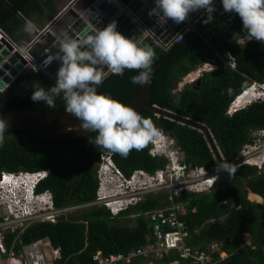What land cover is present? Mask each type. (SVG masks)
I'll use <instances>...</instances> for the list:
<instances>
[{"label":"trees","instance_id":"1","mask_svg":"<svg viewBox=\"0 0 264 264\" xmlns=\"http://www.w3.org/2000/svg\"><path fill=\"white\" fill-rule=\"evenodd\" d=\"M214 5L216 11L211 23L203 22L205 14L198 24V33H186L167 48L153 43L148 36L139 41L141 45L151 46L157 54L153 66L158 67L153 72L149 104L188 118L196 126L146 108H141L140 114L151 118L171 140L181 155V163L192 168L203 167L209 172L223 162L232 163L238 151L253 143L252 132L264 130V102H256L246 110L237 107L229 116L233 98L227 94L230 87L238 93L244 81L264 83V50L254 39L240 42L247 33L239 16L224 12L221 0H215ZM46 8L50 12L47 15ZM55 13L51 0H0V27L16 42L30 39L36 31L25 33V21L32 20L42 26L41 18L46 16L49 20ZM227 52L235 57L232 68L222 65L220 57ZM212 57L215 58L214 69L203 70L193 83H184L181 89L174 90L178 81ZM134 75L138 72L126 70L123 76L109 74L97 86V91L127 105L139 87L131 83ZM37 83L45 88L54 85L43 72L27 71L16 81L13 91H0V106L33 112L65 111V103L60 98L55 108H48L43 101L33 102L31 95ZM202 126L210 133L219 153L212 148ZM96 135L89 132L68 139L47 140L27 131L5 132V142L0 147V174L2 171L48 169L34 190L36 193L49 191L53 206L62 210L54 221L35 220L23 229L5 231L3 238L7 248L12 246L18 254L22 244L46 238L59 250V257L51 264H97L92 254L98 249L105 254L126 255L153 239V225L157 220L151 219L150 214L169 203L165 192L150 193L114 215L104 204L64 210L96 199L102 153L109 154L127 177L137 169L152 174L168 162L163 154L152 155V143L123 158L97 148L92 143ZM243 186L264 197V162L261 169L251 164L236 166L231 176L217 172L214 183L206 190L181 191L173 198L186 209L180 218L191 231L187 243L196 250L215 242L219 244V251L226 253L219 258L215 251L213 264H264V205L250 200ZM128 215L134 217L132 225L120 222ZM173 261L197 264L178 252H170L161 259L138 255L128 263L116 264H169Z\"/></svg>","mask_w":264,"mask_h":264},{"label":"clouds","instance_id":"2","mask_svg":"<svg viewBox=\"0 0 264 264\" xmlns=\"http://www.w3.org/2000/svg\"><path fill=\"white\" fill-rule=\"evenodd\" d=\"M154 2L155 7L151 10L150 15L162 17L167 21L171 20L176 24L185 22L189 17V13L199 10L206 12V18L203 22L205 24L211 23L214 20L213 13L216 11L213 0H154ZM221 3L224 12L236 13L239 16L243 30L247 33L246 40L254 39L258 44V41L264 43V0H221ZM36 29L37 25L32 20L25 21L23 26L25 33L32 34ZM261 48L264 50V47ZM226 55L229 57L231 67L235 57H232L230 53ZM156 59L157 54L151 46L147 44L141 45L138 41L124 36L117 31L115 21L102 29L96 30L94 33H83L78 38L62 33L58 52L54 55H49L43 62V67L45 68L54 61L59 63L55 84L45 88L37 83L34 85L31 100L33 102L43 101L48 108H55L57 98L62 99L65 103V112L73 115L81 122L80 128L90 133H97L94 140H92V143L97 148H103L127 158L133 150L141 151L152 143L151 151L155 152V154H163V152H159L157 146L161 147L163 145L167 147L172 143L151 118H146L136 109L112 98L110 95L97 91V86L104 82V69L118 76H123L126 70L136 71L138 75L130 78L131 83L141 86L148 84ZM199 75L193 80L198 78ZM184 83L189 82L184 81ZM257 84L260 85V89H257L254 84H249L247 81L242 82L238 93L231 87L227 89L228 96L233 98L230 102L229 116L232 115L231 110L237 107L240 110H246L256 102H264V83ZM7 130V121L0 118V147L4 145L5 132ZM212 148L219 153L216 145L215 148ZM102 154L105 157L102 159L103 163L101 165L104 167H102L101 172L103 171V174H115L111 157L107 153ZM263 162L264 148H262L260 161L250 162L243 157H234L232 163L223 162L216 165V171L218 173L224 172L231 176L235 174L236 166L251 164L261 169ZM47 173L48 169L33 172L2 171L0 184L4 182L15 187L21 186L23 192H27L29 189V194L34 193L36 196H44L45 200L43 199V203L39 204L35 199H31L30 205L47 207L48 211H51L55 208L51 193L46 190L36 193L34 190L35 186L31 187L30 190V185L37 183L41 179L40 176ZM23 178L30 179V183L27 185V183L22 182ZM248 189L251 190L250 188ZM111 196H115L118 202L120 200L121 205L122 202L126 203V206H122L121 209L135 204V202L128 204V200L125 199L127 197L126 194L122 195L119 192L105 195L104 198ZM12 198L15 199L14 203L22 202L18 195ZM17 229H20V227ZM6 255V252H4L3 257Z\"/></svg>","mask_w":264,"mask_h":264},{"label":"built area","instance_id":"3","mask_svg":"<svg viewBox=\"0 0 264 264\" xmlns=\"http://www.w3.org/2000/svg\"><path fill=\"white\" fill-rule=\"evenodd\" d=\"M117 7L124 10L127 14V17L130 18L135 25L141 30V36L136 39V41L142 40L144 37L148 36L152 39L153 43L160 45L163 48L169 47L172 43L179 42L183 35L189 33L191 31H195L198 33V24L200 20L205 16L206 12L204 10L195 11L188 19L185 21L184 24L180 26V28L173 33V35L168 39L166 42L163 41V38L169 33L172 29L171 20H165L160 17L161 21H157L152 25L155 26V29L159 31V34H156L154 31L151 30L146 24H144L138 17L134 15L126 7V5H122L120 0H111ZM215 3V0H213ZM96 31V30H95ZM246 37L239 39L240 42H245ZM29 44V43H28ZM26 44L23 47L17 45V42L14 41L1 27H0V52L3 48L11 47L8 51V54L3 57V60L8 59L9 56L13 55L14 51H19L22 57L25 59V63L22 65V69L18 72V75L21 72L25 71H41L43 72L49 79H51L47 72L43 70V68L36 62V60L30 56L26 51L25 48L28 46ZM228 54V52L226 53ZM225 54V56L220 57L222 61V65L225 67L232 68L234 67V61L232 62V66L230 67L229 57ZM232 56V55H231ZM233 57V56H232ZM105 77L109 74L107 70L104 71ZM14 79V78H13ZM52 80V79H51ZM193 80V79H192ZM55 84V81L52 80ZM5 91V90H0ZM152 155L155 152H151ZM164 156L168 159V162L165 164L163 168L157 169L154 173L149 174L143 170H134L130 176L125 177V175L117 168H115V174L120 178L121 185L126 184L121 190V192L127 193L126 188L134 184L131 182L132 180H137L140 184L145 185V180L151 181L153 189H162V192L167 194V199L170 200L169 203L164 206L157 208L153 212H151L150 216L151 219L156 221L153 225V239L148 241L145 245L139 246L137 249L133 251H129L126 255L122 253H109L105 254L101 250H96L92 254V259L97 264H116L119 261L123 262H130V260L138 255L147 256L150 258H162L164 255H167L170 252H178L181 257H188L192 263L197 264H213L215 258L213 253L218 251L219 258H223L226 256V253L223 251H219V244L218 243H210L205 245L201 249L194 250L191 245L187 243L188 239L191 236V231L189 230L187 224L180 218L182 215L186 213V209L184 208V204L182 202H174L173 198L176 194L180 193L181 191H192V192H200L209 188L212 183L214 182L215 175L217 171H212L209 173L206 169L204 170L203 167H194L191 168L183 163L180 162L178 155L175 150L168 151L167 154ZM104 159L105 155L101 154L100 156ZM103 167V165H101ZM102 167L98 168V180L99 184H102V179L106 180V177L102 175L103 171ZM208 173V175L205 173ZM149 187H147L148 189ZM99 191V189H97ZM164 190V191H163ZM98 193V192H97ZM98 199L104 198L103 196L97 195ZM104 205L109 209L111 214H116L119 212V209L122 208L121 205L114 206L113 202L110 200H105ZM113 205V206H112ZM20 214L15 216L17 218L22 219L26 215V212H22L21 209H18ZM61 212V210H56L54 214H45L51 216L50 218H46L49 221H54V217L56 214ZM43 215V214H42ZM34 216L37 218L40 216L39 214L35 213ZM39 220H42L41 218ZM15 221L14 219H3L0 224L6 225L5 231H15L18 227L23 229L25 226L23 225H16L13 224ZM41 239L36 240L28 245H22L18 255L21 257L13 261L15 264H49L51 261L48 260L43 256L42 252H40L37 248V244L40 242ZM22 250V251H21ZM10 252V254H14L18 256L13 247L11 246L9 249L6 248L4 241L0 240V257H3V253ZM56 252V253H55ZM55 255L59 256L58 249H54L53 252Z\"/></svg>","mask_w":264,"mask_h":264},{"label":"water","instance_id":"4","mask_svg":"<svg viewBox=\"0 0 264 264\" xmlns=\"http://www.w3.org/2000/svg\"><path fill=\"white\" fill-rule=\"evenodd\" d=\"M120 2L122 5H126V7L130 9L139 20L150 27L152 31L159 34V31H157L152 24L161 21V19L159 16L150 15L151 10L155 7L154 0H120ZM10 7L12 10L16 11L13 6ZM193 13L194 12L189 13V17ZM113 21L117 24V31L124 36L134 40L141 36V30L138 26L127 17L124 10L122 11V9L117 7L111 0H71L67 7L58 13L45 29L41 31L36 30V35L31 39L25 51L39 63L52 80L56 81V73L60 66L59 63L54 61L45 68L43 67V62L49 55H54L58 52L62 33H67L73 38H78L83 33H94L95 31L93 32V30L102 29ZM184 23L185 22L180 24L172 23V29L163 38V41L166 42L170 39L173 33ZM91 26H93L94 29H92ZM210 32L211 31L206 34V37L209 36ZM10 49L11 47L8 46L7 49L3 48L0 52V90L13 91L16 81L21 79L22 75L27 72L23 71L18 75V72L22 69L23 63H25V59L19 51H14L13 55L2 61L3 57L8 54ZM157 67L158 65L153 66L150 82L143 86L139 85L127 105L136 109L139 113L141 108H146L154 111L156 114L177 119L190 126H196V124L188 118L180 117L169 110L149 104L153 72ZM105 70L106 69H104V71ZM197 82L199 83V81ZM233 106H235V104H233ZM0 118L7 121L8 130L27 131L36 137L47 140L68 139L76 135H87L89 133L79 127L81 122L76 117L65 111L33 112L0 106ZM203 128L205 132H207L209 143L215 148L210 133L205 127ZM247 191V195L251 192L261 197L262 200H256V202L264 205L263 196L249 189Z\"/></svg>","mask_w":264,"mask_h":264},{"label":"rangeland","instance_id":"5","mask_svg":"<svg viewBox=\"0 0 264 264\" xmlns=\"http://www.w3.org/2000/svg\"><path fill=\"white\" fill-rule=\"evenodd\" d=\"M32 38L33 37H31L30 39L29 38H25L23 40H20V41H18L17 45L20 46V47H23L26 44H28L31 41ZM28 39H29V41H27ZM258 42L261 45V47H264V43H262L260 41H258ZM214 64H215V58H213V57L209 58L208 60H206L205 63L199 65L194 70L190 71L187 75H185L180 81H178V83L176 84L174 90L181 89L182 86H183L184 81L185 82H189V83H193L195 80H192V79L197 77L204 69L213 68ZM254 85L256 86L257 89H260V85H258L257 83H254ZM252 135L254 137L253 138V140H254L253 143L247 144L244 149H242V150L237 152L235 157H243L244 159H246V161H250V162L260 161V157L262 156V148H264V130L254 131V132H252ZM157 148L159 149V152H163V155L167 154L168 151H170V150H175L177 155H178V158L181 159V155L177 151V148H176L175 145L173 146L172 144H169L167 147H164L163 145H161V147L157 146ZM107 155L110 156L109 154H107ZM102 163H103L102 162V158L100 157L98 167H99V165H100V167H102L101 166ZM113 166H114V168H117L114 163H113ZM100 173H101V171H100ZM205 173H206V171H205ZM209 173H211V172H209ZM101 174L106 177V180L102 179V184H100L98 186V188H97V189H99V191L97 190L98 193L96 192V199L94 201H92L90 203H86L84 205H78V206H75V207H69V208L64 209V210L71 211V210L76 209V208H81L83 206H88L89 204H104L105 200L112 201L114 206L121 205L120 200L118 202V199H116L115 196L114 197L111 196V197L102 198L100 200V199L97 198V195H99V196H103L104 195L105 196V195H108V194L112 195V194H116L117 192H119L122 195L126 194L127 197H125V199L128 200V204H129V203H134V202L137 203L140 199L144 198L146 195H148L150 193L162 192V189H153L154 187L152 186L151 181L145 180L144 181L145 185H143V184H140L139 182H137V180H138V178H137V180L135 179V180H132L131 182H129V183L134 182V184L131 185V186H128L126 188L127 193H124V192H121L120 189H122L126 184H123V185L119 186L121 184V180L117 176V174H112V175H110L109 173H106V174L101 173ZM206 174L208 175V173H206ZM45 176L46 175H41L40 177L43 178ZM35 184L36 183L30 185V190H31V187L35 186ZM10 187L11 188L8 187V189L12 190L14 188L13 190L15 192H16V189H20L21 188V186L15 187V186H12V185ZM147 187H149V188L147 189ZM13 190H12V193H11L12 197H14V195H15V192H13ZM243 190L245 191V193L247 192V188L245 186H243ZM4 196H5L4 193L2 194V192H0V222L3 219H7L8 218V219H14L15 222L13 224L26 226L30 222L35 221V220H39L40 218L42 220H48L46 218H50L52 215L51 216L45 215L46 213L54 214L56 210H61V209L54 208L53 210L48 211L47 207H40V206L38 207V205L31 206L30 205L31 204L30 203L31 199H35L36 201H38L39 204L43 203V201L45 199H44V196L43 197L42 196H36L34 193L33 194H29L28 191L27 192L26 191L25 192L21 191V192L18 193V197L23 203L20 202V203L17 204V202H16L15 204H13L14 203L13 201L15 199L14 198H10L11 195H10L9 198H6V199L4 198ZM29 196L32 197V198L30 199ZM248 197L250 199H252V200H262L261 197L253 195L250 192L248 193ZM11 200H13V201H11ZM39 201H42V202H39ZM121 206L125 207L126 203L122 202ZM19 208H21L22 212H26L28 215H26L22 219L17 218V220H16L15 216H18L17 214H20L18 212ZM35 213L39 214L40 216H38L36 218L34 216ZM53 217L55 218V216H53ZM120 222L132 225L133 222H134V217H133V215L124 216V217H122L120 219ZM6 227H7L6 225L0 224V240H2V241H4L3 236H4V232H5ZM22 245H28V244H22ZM22 245H21V247H22ZM37 248H38V250L40 252H42L43 256L47 260H49L51 262L54 259L59 257V256H57V255H55L53 253L55 248L52 247V245L50 244L49 240L46 239V238L40 240V242L37 244ZM6 254L7 255L5 257H0V264H14L13 261L18 260L21 257L20 255H18V256L14 255V254L11 255L10 252H8ZM169 264H178V263L176 261H173V262H171Z\"/></svg>","mask_w":264,"mask_h":264},{"label":"crops","instance_id":"6","mask_svg":"<svg viewBox=\"0 0 264 264\" xmlns=\"http://www.w3.org/2000/svg\"><path fill=\"white\" fill-rule=\"evenodd\" d=\"M52 1V3H53V5H54V7H55V9H56V13L52 16V18H50L49 20H47L46 19V16H43L42 18H41V21H42V26H37V29L36 30H38V31H41V30H43V29H45L46 27H47V25L49 24V22L58 14V13H60L61 11H63L66 7H67V5L70 3V1L71 0H51ZM46 15L47 14H49L50 12H49V10L46 8ZM91 28L92 29H94L93 28V26H91ZM95 30H93V32H94ZM36 35V34H35ZM34 35V36H35ZM33 36V37H34ZM18 43V42H17Z\"/></svg>","mask_w":264,"mask_h":264},{"label":"bare ground","instance_id":"7","mask_svg":"<svg viewBox=\"0 0 264 264\" xmlns=\"http://www.w3.org/2000/svg\"><path fill=\"white\" fill-rule=\"evenodd\" d=\"M22 182H24V183H27V185H28V183H30V179H27V178H23L22 179ZM11 186V184H9L8 185V183H4V182H2L1 184H0V192H2V194L4 193V198L6 199V198H9L10 197V195H11V197L10 198H12V190L14 189H12V190H10V189H8V187H10ZM11 188V187H10ZM22 189V190H21ZM21 191H23V188L21 187L20 189H16V192L13 190V192H15V195L14 196H16V195H18V193L19 192H21ZM28 191H29V189H28ZM251 193V192H250ZM251 194H253V193H251ZM253 195H255V194H253ZM257 196V195H256ZM259 197V196H258ZM3 198V199H4ZM29 198L31 199L32 197H30L29 196ZM2 199V198H1ZM4 199V200H5ZM7 201V200H6ZM11 201H13V200H11ZM13 204H15V203H13ZM18 204V203H17ZM7 207V206H6Z\"/></svg>","mask_w":264,"mask_h":264}]
</instances>
